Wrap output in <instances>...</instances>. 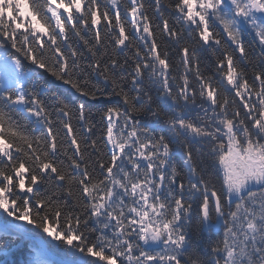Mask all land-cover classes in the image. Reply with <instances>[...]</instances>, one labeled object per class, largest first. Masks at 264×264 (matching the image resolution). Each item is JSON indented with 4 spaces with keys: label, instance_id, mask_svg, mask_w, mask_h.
Wrapping results in <instances>:
<instances>
[{
    "label": "snow or ice",
    "instance_id": "snow-or-ice-1",
    "mask_svg": "<svg viewBox=\"0 0 264 264\" xmlns=\"http://www.w3.org/2000/svg\"><path fill=\"white\" fill-rule=\"evenodd\" d=\"M0 232L25 264H264V0H0Z\"/></svg>",
    "mask_w": 264,
    "mask_h": 264
},
{
    "label": "trees",
    "instance_id": "trees-1",
    "mask_svg": "<svg viewBox=\"0 0 264 264\" xmlns=\"http://www.w3.org/2000/svg\"><path fill=\"white\" fill-rule=\"evenodd\" d=\"M164 15L165 16H170V11L165 9L164 10ZM173 24L179 29L180 28V24H178L175 20H173ZM159 36V34H158ZM248 38L251 40L252 37L247 35ZM245 36L246 42L247 37ZM160 44H161V48L162 49H166L170 52V56L172 59V63H173V68L175 70V66L178 64L179 62V54H178V47L177 45L174 44H165V41L163 38L160 39ZM79 47V50L81 52L84 53V60H85V64H87L88 62L91 61L92 57L91 54L87 52V50L85 48L82 47V45H77ZM109 52L112 51L111 48L108 49ZM211 58L214 59V57L212 56V53L209 51L208 53L205 54V56L203 57L204 63H207V60ZM105 61L107 60V57L104 58ZM120 59L123 60L124 59V55L120 56ZM205 68L202 64L201 66V71H204ZM90 71V70H89ZM116 74L117 76H119L120 70H116ZM249 75H251V70H249ZM90 79L92 80V82L94 84H99L101 87H104V81L102 80V78H100L98 75H96L95 73H91L90 74ZM123 86L125 88V90H128L130 88V76H126L125 79L123 80ZM55 90L58 92V94H60L62 97L67 98L69 100H76L78 94H75L72 90H70L69 86L63 85V84H59V83H53L52 85ZM108 87L110 88V85H108ZM83 99V98H80ZM111 103L113 105H120L121 107L123 106L121 104V102L119 101V98L117 97H111L110 101H106L104 98H101L98 102H95L94 104H89V107L92 109L93 112V116H92V120L97 124V127L93 130L92 133V138H97L100 136L101 134V114L99 109H101V107L106 103ZM142 123L144 124H148L149 123V117L141 115L140 117H138ZM101 149L100 154L103 155L104 152L106 151L103 147V145H98ZM93 159H95V157H93ZM199 159V158H198ZM205 163L206 165H208L210 167V160L209 158L205 157ZM173 163L179 165L181 163V157L179 154H175L173 157ZM213 179L215 180V175L213 174ZM217 188H219V183L217 182ZM30 227V226H29ZM10 238L5 236L2 232H0V245H3L5 241L9 240ZM209 240V236L207 233H203V234H196L195 232H193L192 234V242L193 245L196 246V251L198 254L202 255L204 251H207L205 245ZM17 246H20L23 249V255L20 254L17 251ZM10 254L4 255L3 253H0V264H25L26 260H30L31 256L29 255V253L32 251V245L25 242L23 244H21V242L19 240H16L14 244H10ZM53 254H55V252H52ZM56 255V254H55ZM57 256V255H56Z\"/></svg>",
    "mask_w": 264,
    "mask_h": 264
}]
</instances>
